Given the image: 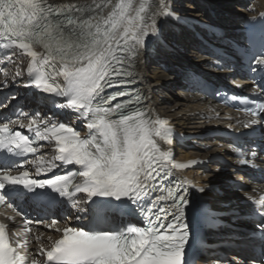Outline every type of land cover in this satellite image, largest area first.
I'll list each match as a JSON object with an SVG mask.
<instances>
[{"label":"bare ground","instance_id":"obj_1","mask_svg":"<svg viewBox=\"0 0 264 264\" xmlns=\"http://www.w3.org/2000/svg\"><path fill=\"white\" fill-rule=\"evenodd\" d=\"M53 3H62L74 6L87 12V17L92 22L106 23L114 18L116 13L123 6V0H47ZM171 3L178 14L183 16H194L201 22L211 23L213 25L225 24L231 30L238 28L245 19L250 15L249 9L264 10V0L254 3L243 4V0H166ZM188 2V5L185 4ZM200 4H191L197 3ZM158 0H134L131 6L132 11L141 13L146 21L155 19L156 6ZM185 5V6H184ZM248 6V7H247ZM162 29L167 32V26L163 25ZM229 34V32L227 33ZM230 35V34H229ZM171 40L179 45L178 50H172V53H158L156 56L146 54L143 50H136L133 59V73L135 79L140 86L145 100V111L148 114L153 112L165 115L171 118L178 130L183 132L198 134L206 128L207 124L195 115L199 110L208 106L206 103L195 102L189 95L180 92L177 98L174 97L173 89L179 88L177 75L183 74L189 69L195 71H203L207 62L205 57H201L198 61L192 60V55L188 56L184 52L195 45V41L189 33L179 32L171 33ZM173 46H176L173 44ZM195 55V53H194ZM18 62H24L23 58H18ZM166 64L168 72L162 71L159 66ZM211 78L215 79L214 76ZM245 83V80H240ZM28 110L35 113L38 109L40 100L37 97L27 98ZM222 112V109L217 108ZM49 106H45L40 113L48 114ZM76 120V119H75ZM192 150L182 152L183 157H192L198 154L195 147ZM190 174V171L186 172ZM196 174V173H195ZM198 178V175H195ZM204 178H209V182L215 183L218 187L219 176L206 174ZM241 183L245 179L240 180ZM224 185V184H222ZM228 190L222 189L220 198L232 196ZM70 212H78L85 215L86 210L80 207L78 211L70 209ZM237 257H239L237 255Z\"/></svg>","mask_w":264,"mask_h":264},{"label":"rangeland","instance_id":"obj_2","mask_svg":"<svg viewBox=\"0 0 264 264\" xmlns=\"http://www.w3.org/2000/svg\"><path fill=\"white\" fill-rule=\"evenodd\" d=\"M188 5V4H187Z\"/></svg>","mask_w":264,"mask_h":264}]
</instances>
